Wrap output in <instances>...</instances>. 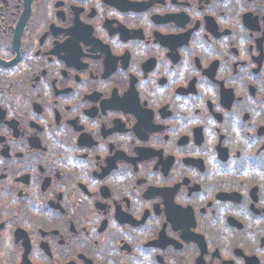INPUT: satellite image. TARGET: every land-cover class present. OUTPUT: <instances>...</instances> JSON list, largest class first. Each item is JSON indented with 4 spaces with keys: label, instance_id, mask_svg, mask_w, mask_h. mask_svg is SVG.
<instances>
[{
    "label": "flooded vegetation",
    "instance_id": "1",
    "mask_svg": "<svg viewBox=\"0 0 264 264\" xmlns=\"http://www.w3.org/2000/svg\"><path fill=\"white\" fill-rule=\"evenodd\" d=\"M0 264H264V0H0Z\"/></svg>",
    "mask_w": 264,
    "mask_h": 264
}]
</instances>
